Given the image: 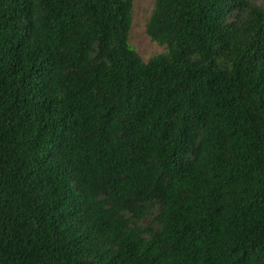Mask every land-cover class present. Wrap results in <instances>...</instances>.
<instances>
[{
  "label": "trees",
  "instance_id": "16d2710c",
  "mask_svg": "<svg viewBox=\"0 0 264 264\" xmlns=\"http://www.w3.org/2000/svg\"><path fill=\"white\" fill-rule=\"evenodd\" d=\"M0 0V264H264V8Z\"/></svg>",
  "mask_w": 264,
  "mask_h": 264
},
{
  "label": "rangeland",
  "instance_id": "374dc122",
  "mask_svg": "<svg viewBox=\"0 0 264 264\" xmlns=\"http://www.w3.org/2000/svg\"><path fill=\"white\" fill-rule=\"evenodd\" d=\"M129 3L126 9L128 17L127 47L140 58L147 67L167 65L172 57L181 54L186 59H193L197 54L188 46L179 49L169 38H156L154 25L160 17L156 0H125ZM264 8V0H254Z\"/></svg>",
  "mask_w": 264,
  "mask_h": 264
}]
</instances>
